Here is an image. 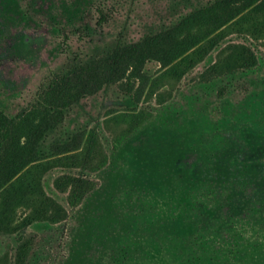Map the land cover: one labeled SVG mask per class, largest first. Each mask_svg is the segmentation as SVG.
<instances>
[{
	"label": "rangeland",
	"instance_id": "374dc122",
	"mask_svg": "<svg viewBox=\"0 0 264 264\" xmlns=\"http://www.w3.org/2000/svg\"><path fill=\"white\" fill-rule=\"evenodd\" d=\"M210 1L0 0V109L14 115L74 53L136 40ZM99 3L112 9L104 27L96 23ZM255 50L256 67L204 81L219 49L212 51L161 88L162 103L142 97L136 105L112 86L73 107L47 147L77 137L80 148L71 153L78 164H59L43 179L66 218L27 227L35 253L27 263L69 264L75 239L92 235L78 250L91 264L106 263L103 246L114 245L130 247V264H264V58ZM159 70L156 61L145 65L149 75ZM134 109L146 111V120L117 142L124 126L105 123L107 113ZM89 132L96 139L87 149ZM66 176L87 181L75 206L55 186ZM18 240L0 232V264H15Z\"/></svg>",
	"mask_w": 264,
	"mask_h": 264
},
{
	"label": "trees",
	"instance_id": "16d2710c",
	"mask_svg": "<svg viewBox=\"0 0 264 264\" xmlns=\"http://www.w3.org/2000/svg\"><path fill=\"white\" fill-rule=\"evenodd\" d=\"M111 11L103 3L96 5V23L100 27L110 24ZM230 35L243 41L225 44ZM64 36L62 42L66 48L68 37ZM257 46L262 48L264 58V0H212L194 8L176 23L136 40L119 37L96 53H74L64 67L41 80L33 99L14 115L0 109V232L19 235L15 264H29L30 255L35 254L32 253L34 236L24 235L28 226L37 221L58 223L66 218L64 207L44 191L43 179L59 164H78L71 153L80 148L77 137L47 147L48 138L73 107L112 86L136 105L142 97H156L162 103L168 96L160 92L161 88L180 81L212 51L219 49L216 60L202 72L204 81L256 67ZM149 61L160 64L159 72L153 76L145 72ZM145 112L141 109L109 112L105 123L124 126L115 136L121 142L144 123ZM95 139L89 132L85 140L87 149ZM86 182L84 177L66 176L56 179L55 186L61 191L68 190V201L75 206L86 197ZM91 236L80 237L79 242L75 239L69 264H91L79 260L78 251L89 245ZM103 248L107 254L102 258L106 256V263L101 259L96 264L132 261L129 246Z\"/></svg>",
	"mask_w": 264,
	"mask_h": 264
}]
</instances>
